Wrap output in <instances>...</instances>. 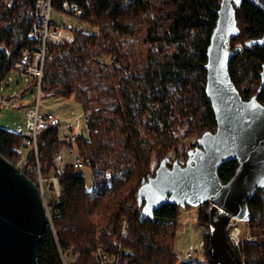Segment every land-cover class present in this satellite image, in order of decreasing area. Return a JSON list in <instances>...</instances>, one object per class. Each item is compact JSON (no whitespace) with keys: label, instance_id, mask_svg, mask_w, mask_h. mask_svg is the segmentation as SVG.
Returning a JSON list of instances; mask_svg holds the SVG:
<instances>
[{"label":"trees","instance_id":"1","mask_svg":"<svg viewBox=\"0 0 264 264\" xmlns=\"http://www.w3.org/2000/svg\"><path fill=\"white\" fill-rule=\"evenodd\" d=\"M65 2L72 15L83 9L79 19L90 27H75L72 40L49 43L42 92L74 95L81 102L89 132L78 134L76 143L84 166L91 168L92 182L88 185L73 163L58 165L56 154L64 142L58 126L47 128L38 145L42 173L59 176L60 192L53 190L54 197L47 198L52 225L39 246L40 264H65L62 252L70 257L68 264H97L100 246L118 251L121 243L119 264H218L209 251V201L198 207V220L205 226L200 262L180 259L177 252L181 206L166 203L142 220L137 191L155 173L154 153L159 163L165 157L171 158L169 165L175 159L185 163L198 138L217 128L205 64L221 0H53L55 11H63ZM38 4L0 0V103L9 75L33 44L30 31ZM236 10L240 32L230 38L229 47L241 50L231 58L230 73L249 99L262 82L264 47L249 48L247 42L263 36L264 11L248 0ZM129 40L145 48L142 56L125 47ZM104 50L110 61L100 59ZM123 58L129 62L120 64ZM109 75L115 78L106 85ZM258 98L264 102V89ZM23 146L24 133L0 125L2 155L18 159ZM36 161L32 149L23 167L37 182L30 171ZM237 167L236 160L224 163L222 180L229 181ZM249 207L257 237L232 245L242 264H264V189ZM124 218L129 231L120 236Z\"/></svg>","mask_w":264,"mask_h":264},{"label":"water","instance_id":"2","mask_svg":"<svg viewBox=\"0 0 264 264\" xmlns=\"http://www.w3.org/2000/svg\"><path fill=\"white\" fill-rule=\"evenodd\" d=\"M264 11V0H248ZM243 0H221L217 24L207 49L206 92L216 114L217 128L205 131L188 151L185 163L163 158L155 173L138 188L141 219L153 217L166 203L198 207L209 201V251L218 264H242L229 241L232 216H250V200L264 189V102L258 98L262 82L251 98L244 99L230 73L231 37L240 32L236 7ZM264 47V34L247 47ZM236 160L235 174L224 182L220 167ZM52 225L39 184L24 169L0 153V264H40L38 251L46 229Z\"/></svg>","mask_w":264,"mask_h":264},{"label":"built area","instance_id":"3","mask_svg":"<svg viewBox=\"0 0 264 264\" xmlns=\"http://www.w3.org/2000/svg\"><path fill=\"white\" fill-rule=\"evenodd\" d=\"M65 7L63 11H60L64 22L66 23L65 27L67 31L63 34L62 26L58 22L53 21V13L55 9L53 7V0H39L38 7L36 9V14L34 17L33 25L30 31V35L33 38V44L27 46L23 50L24 60L17 63V68L14 72L19 77H29L34 80V83L37 87L38 94L36 105L26 108V129L24 132V145L31 146L36 153L37 161L30 167L36 175L37 182L41 187L42 193L44 195L47 209L50 213V207L48 205L46 194H45V182H49L52 189L59 193L60 184L59 176L52 175L49 178L43 176V163L40 160L38 145L39 137L43 132L50 126H58V122L55 119L53 113H43L40 109V97L42 94V88L44 86L43 76H44V65L48 55L49 43L50 42H63L65 40L73 39V29L75 27H84L89 28L90 25L87 22L81 21L80 23L76 22L75 19H79L83 14V9H78L74 15L70 14V6L67 2L64 3ZM12 80V77H8V82ZM4 90V87L2 88ZM77 140V134L72 130L68 129L65 137L63 147L74 156L73 164L77 168L84 167L83 160L81 159L79 149H76L75 144ZM27 156L24 154L20 158L10 159L18 167L24 169L23 165L25 164ZM62 160V150L60 149L56 154V161L60 165ZM51 217V213H50ZM52 221V219H51ZM245 221L247 225L251 224L249 217L241 220L232 216L229 220V226H233V230L228 234V237L231 240L232 244L241 245L244 241L248 240V235H243V230L239 225V222ZM129 231L128 223L125 220L123 222L120 236L127 235ZM124 249L123 244L119 245L118 251L109 250L104 246H100L95 251V256L97 264H119L121 251ZM78 255V252L75 253V256ZM187 256L189 258H196L200 262L203 261L204 256L199 247L190 249L187 251ZM62 259L65 264H68L70 257L62 252Z\"/></svg>","mask_w":264,"mask_h":264},{"label":"rangeland","instance_id":"4","mask_svg":"<svg viewBox=\"0 0 264 264\" xmlns=\"http://www.w3.org/2000/svg\"><path fill=\"white\" fill-rule=\"evenodd\" d=\"M53 21L58 22L62 26L63 34L67 31L65 27L66 23L60 12L55 11L53 13ZM76 22L80 23V19H75ZM132 40L126 42L125 47H130L132 50L139 52V56H142L145 48L139 43L131 45ZM100 59L103 61H110L111 54L106 50L101 52ZM122 65L129 62L128 59L123 58ZM12 77L10 84H5L4 90H2V100L0 103V125L22 132L26 129V108L36 105L38 90L34 83V80L29 77H19L15 72H11L9 75ZM115 76L109 75L105 81L106 85H110L113 82ZM27 89L25 90V88ZM25 91V92H24ZM40 109L43 113H53L55 119L58 122V128L62 140H64L65 134L68 129H72L77 135L84 134L88 135V126L85 118L83 106L76 97H63L53 93L43 91L40 97ZM78 149L77 143L75 144ZM33 148L31 146H23L22 153L28 156L29 152ZM62 160L60 165L66 163H73L74 156L69 153L65 147L62 146ZM175 156L172 158L174 160ZM9 159V158H8ZM10 160V159H9ZM11 161V160H10ZM158 158L156 153L152 155L151 168L155 170L158 164ZM182 163V162H181ZM82 172L86 175L87 184L90 185L92 182V171L89 167H82ZM45 194L46 199L54 197V191L49 182H45ZM199 207V206H198ZM198 207L193 206H181L180 214L178 218L179 228L176 241V249L180 256V259H188L187 251L199 247L204 256V237L203 230L205 226L200 223ZM126 218L123 219V222ZM240 227L243 230V235H248V240H253L257 237L250 225H247L245 221L239 222ZM210 229V225H207ZM233 230V226L227 225V233Z\"/></svg>","mask_w":264,"mask_h":264},{"label":"crops","instance_id":"5","mask_svg":"<svg viewBox=\"0 0 264 264\" xmlns=\"http://www.w3.org/2000/svg\"><path fill=\"white\" fill-rule=\"evenodd\" d=\"M14 72V71H13ZM14 78H18V80H19V78H22V77H14ZM10 84V82H8V85Z\"/></svg>","mask_w":264,"mask_h":264},{"label":"bare ground","instance_id":"6","mask_svg":"<svg viewBox=\"0 0 264 264\" xmlns=\"http://www.w3.org/2000/svg\"><path fill=\"white\" fill-rule=\"evenodd\" d=\"M43 163V162H42ZM44 165V164H43ZM44 167V166H43Z\"/></svg>","mask_w":264,"mask_h":264}]
</instances>
